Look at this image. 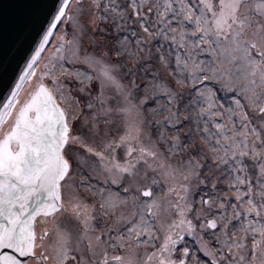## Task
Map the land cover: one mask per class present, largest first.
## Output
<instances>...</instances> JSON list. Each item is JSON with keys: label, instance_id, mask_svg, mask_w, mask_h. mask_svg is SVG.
Segmentation results:
<instances>
[{"label": "snow or ice", "instance_id": "obj_1", "mask_svg": "<svg viewBox=\"0 0 264 264\" xmlns=\"http://www.w3.org/2000/svg\"><path fill=\"white\" fill-rule=\"evenodd\" d=\"M46 8L0 73V264H264V0Z\"/></svg>", "mask_w": 264, "mask_h": 264}, {"label": "water", "instance_id": "obj_2", "mask_svg": "<svg viewBox=\"0 0 264 264\" xmlns=\"http://www.w3.org/2000/svg\"><path fill=\"white\" fill-rule=\"evenodd\" d=\"M50 0H0V73L5 84L31 51L36 22Z\"/></svg>", "mask_w": 264, "mask_h": 264}, {"label": "rangeland", "instance_id": "obj_3", "mask_svg": "<svg viewBox=\"0 0 264 264\" xmlns=\"http://www.w3.org/2000/svg\"><path fill=\"white\" fill-rule=\"evenodd\" d=\"M154 106V104H152L151 102H150V104L149 105H147L146 107H153ZM167 113H155V114H152V116H151V118L153 119V120H160V119H162V116L163 115H166ZM189 115H194V113H188ZM186 125H188V122L187 121H185V124L184 125H181V126H179V128H180V132L179 133H170V134H180L181 136H182V138H183V131L185 130V126ZM116 126H114V128H115Z\"/></svg>", "mask_w": 264, "mask_h": 264}]
</instances>
